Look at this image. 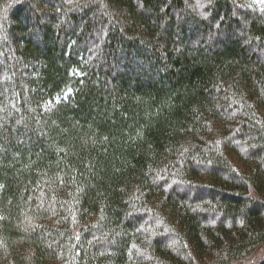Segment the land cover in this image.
<instances>
[{
    "label": "trees",
    "instance_id": "obj_1",
    "mask_svg": "<svg viewBox=\"0 0 264 264\" xmlns=\"http://www.w3.org/2000/svg\"><path fill=\"white\" fill-rule=\"evenodd\" d=\"M263 244L264 0H0V264Z\"/></svg>",
    "mask_w": 264,
    "mask_h": 264
},
{
    "label": "rangeland",
    "instance_id": "obj_2",
    "mask_svg": "<svg viewBox=\"0 0 264 264\" xmlns=\"http://www.w3.org/2000/svg\"><path fill=\"white\" fill-rule=\"evenodd\" d=\"M236 133L237 132L233 133V135L236 134ZM237 146L238 147H236V148H238L239 151H241L243 154H245V151H247V147L243 146V145H239V144H237ZM182 192L183 193L184 192L188 193L190 195L192 194V192H190L189 190H184ZM155 232H159L158 227H155V229L151 232L152 236H155L154 235ZM171 245H173L172 247L175 248L177 246V241L176 242L171 241ZM140 253H143V252H140ZM263 257H264V244L261 247H259L258 249H256L251 255H249L248 257H245L244 259H242L241 261L237 262L236 264H255L256 262L261 260ZM144 260H146V259H144Z\"/></svg>",
    "mask_w": 264,
    "mask_h": 264
}]
</instances>
